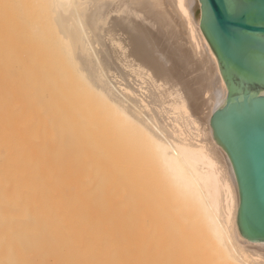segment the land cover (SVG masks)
I'll use <instances>...</instances> for the list:
<instances>
[{
  "label": "bare ground",
  "instance_id": "1",
  "mask_svg": "<svg viewBox=\"0 0 264 264\" xmlns=\"http://www.w3.org/2000/svg\"><path fill=\"white\" fill-rule=\"evenodd\" d=\"M200 7L0 0V264H86L81 249L75 257L74 158L92 114L97 179L148 182L156 172L217 264H264V242L238 228L211 131L226 82Z\"/></svg>",
  "mask_w": 264,
  "mask_h": 264
},
{
  "label": "rangeland",
  "instance_id": "2",
  "mask_svg": "<svg viewBox=\"0 0 264 264\" xmlns=\"http://www.w3.org/2000/svg\"><path fill=\"white\" fill-rule=\"evenodd\" d=\"M97 117L88 116L80 136L76 135V259L81 249L86 264H217L205 251L200 235L188 223L166 183L157 179L156 172V179L148 182L97 179L101 175L96 168L97 143L88 138L90 123ZM100 121L98 126L105 130L107 123ZM147 158L140 159V164L152 169L154 164L146 162Z\"/></svg>",
  "mask_w": 264,
  "mask_h": 264
},
{
  "label": "water",
  "instance_id": "3",
  "mask_svg": "<svg viewBox=\"0 0 264 264\" xmlns=\"http://www.w3.org/2000/svg\"><path fill=\"white\" fill-rule=\"evenodd\" d=\"M199 1L200 27L226 82L212 135L237 191L240 233L264 242V0Z\"/></svg>",
  "mask_w": 264,
  "mask_h": 264
}]
</instances>
